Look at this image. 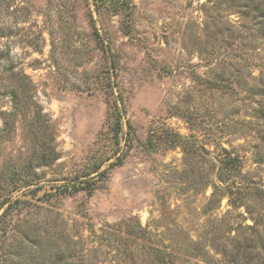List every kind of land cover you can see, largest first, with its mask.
I'll use <instances>...</instances> for the list:
<instances>
[{
	"label": "rangeland",
	"instance_id": "obj_1",
	"mask_svg": "<svg viewBox=\"0 0 264 264\" xmlns=\"http://www.w3.org/2000/svg\"><path fill=\"white\" fill-rule=\"evenodd\" d=\"M5 193L0 264H264V0H0Z\"/></svg>",
	"mask_w": 264,
	"mask_h": 264
},
{
	"label": "trees",
	"instance_id": "obj_2",
	"mask_svg": "<svg viewBox=\"0 0 264 264\" xmlns=\"http://www.w3.org/2000/svg\"><path fill=\"white\" fill-rule=\"evenodd\" d=\"M20 89V87H19ZM16 100V99H15ZM19 101H15V105L12 109V113H13V118H16L17 117V110H19V104L20 102L18 103ZM118 114V129L116 131V138L118 139L119 137V134L122 130V127H123V124H122V120L120 119L121 118V114L120 112L117 110L116 112ZM175 138L177 140L180 139V137L178 135H174ZM221 154H220V159H219V167H218V171L216 173V177L218 178V180L223 183L224 186H219L217 185L216 183H214L213 185V191H212V194L213 195H218L220 197L222 196H227L229 199H228V203L229 205H231V207L235 208L239 205L240 203V200L242 199V193H245V189L248 188L249 186L248 185H244V186H239L237 185V182L235 181V179L233 178L235 175H236V171L237 169H239L240 165H241V160L239 158V156L237 154H234L232 153L231 151L227 150L226 148H222L221 150ZM100 167V165H96L94 170H97L98 168ZM103 172L104 171H99V175L102 176L103 175ZM237 176V175H236ZM238 177V176H237ZM28 180H24L20 183H13V191L16 190V189H19L21 185H26L28 184ZM85 182V185H75L73 187V189H75L74 192H77L79 190H86L87 193H91L93 192V190L95 189V187L93 186L92 184V180L90 179H85L84 180ZM66 186V185H64ZM65 191L69 190L67 189V187H65ZM259 189V188H258ZM244 191V192H243ZM11 192L12 190H10V195H11ZM9 193H5L4 194V197L2 199H0V209H2V207L4 206L5 202H8L10 201L9 200ZM11 204V203H9ZM8 207L4 209L3 213L0 215V222L2 221V218L4 217L6 211H7ZM255 221L253 222L254 224H258V222L256 221V219H254ZM223 223L224 224H229V228L232 229V224L231 222H226L223 220ZM248 227L252 228L253 225H248ZM144 229L139 227L137 229H134V230H131V231H128V235H132L133 237H137V238H141V239H146L145 238V233H144ZM154 250L156 251L155 254L158 256L157 260L158 261H165V256L166 254H169L168 251H166V249L164 248L165 251L162 250L161 247H154ZM223 255H226L227 253V247L226 245L224 244V247H223ZM156 261V263H158V261ZM173 264V262L171 263Z\"/></svg>",
	"mask_w": 264,
	"mask_h": 264
}]
</instances>
